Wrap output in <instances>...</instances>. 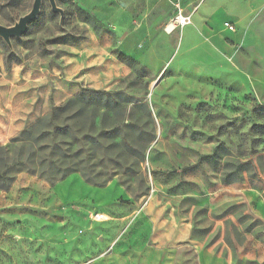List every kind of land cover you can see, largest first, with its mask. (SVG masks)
<instances>
[{"label":"rangeland","instance_id":"1","mask_svg":"<svg viewBox=\"0 0 264 264\" xmlns=\"http://www.w3.org/2000/svg\"><path fill=\"white\" fill-rule=\"evenodd\" d=\"M153 1L151 67L82 0L0 38V264H264V0Z\"/></svg>","mask_w":264,"mask_h":264},{"label":"crops","instance_id":"2","mask_svg":"<svg viewBox=\"0 0 264 264\" xmlns=\"http://www.w3.org/2000/svg\"><path fill=\"white\" fill-rule=\"evenodd\" d=\"M82 2L83 10L92 12L99 21L110 27L118 39L119 53L149 67L155 66L157 57L168 55L164 53L168 46L167 37L163 34L152 42L147 52L142 53L135 47L146 35L156 33L166 16V13L161 11V14L151 22L147 20L151 10L154 8L159 10L153 0H82Z\"/></svg>","mask_w":264,"mask_h":264},{"label":"water","instance_id":"3","mask_svg":"<svg viewBox=\"0 0 264 264\" xmlns=\"http://www.w3.org/2000/svg\"><path fill=\"white\" fill-rule=\"evenodd\" d=\"M52 12L57 13L62 18L63 12L60 8L56 5V0H47ZM42 0H33L32 6L30 11L20 17L16 23H14L10 27L2 26L0 25V38L3 39V41L10 46V39L11 38H17L20 37L22 34H24L27 30L28 24L33 22L40 11Z\"/></svg>","mask_w":264,"mask_h":264},{"label":"built area","instance_id":"4","mask_svg":"<svg viewBox=\"0 0 264 264\" xmlns=\"http://www.w3.org/2000/svg\"><path fill=\"white\" fill-rule=\"evenodd\" d=\"M179 1L180 0H174L173 2L174 8L177 10V14L175 16V19L172 21V23H170L166 27L165 31L168 29V27H170L169 29L170 32L177 26L183 27L190 23V18L188 16H185L182 10L180 9ZM224 26L227 30H233L232 26H230L228 23H226Z\"/></svg>","mask_w":264,"mask_h":264},{"label":"trees","instance_id":"5","mask_svg":"<svg viewBox=\"0 0 264 264\" xmlns=\"http://www.w3.org/2000/svg\"><path fill=\"white\" fill-rule=\"evenodd\" d=\"M116 59L120 63H123V64H125L127 66H130V67L135 64V61L132 58H130L128 56H125L122 53H116ZM81 97H82V95H79L77 98H81ZM53 115H54V111L51 112L50 118H52Z\"/></svg>","mask_w":264,"mask_h":264},{"label":"bare ground","instance_id":"6","mask_svg":"<svg viewBox=\"0 0 264 264\" xmlns=\"http://www.w3.org/2000/svg\"><path fill=\"white\" fill-rule=\"evenodd\" d=\"M169 29H170V27H168V29H167V30L169 31Z\"/></svg>","mask_w":264,"mask_h":264}]
</instances>
